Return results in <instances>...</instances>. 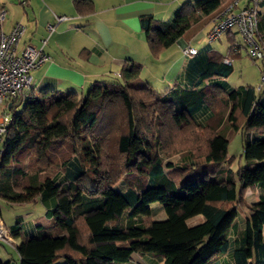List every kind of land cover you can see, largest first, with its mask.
Masks as SVG:
<instances>
[{
    "label": "trees",
    "instance_id": "16d2710c",
    "mask_svg": "<svg viewBox=\"0 0 264 264\" xmlns=\"http://www.w3.org/2000/svg\"><path fill=\"white\" fill-rule=\"evenodd\" d=\"M227 2H189L171 23L142 17L151 56L159 58ZM256 37L264 43V13ZM235 41L228 56L197 53L188 87L163 94L143 80L142 65L128 61L117 78L95 82L83 95L32 89L12 102L0 145V201L30 205L46 196L50 222H40L33 237L20 223L8 228L21 239L13 245L21 264H133L134 255L214 264L229 252L233 264H264V96L225 81L241 52L234 53ZM230 131L242 132L246 164L237 170ZM177 155L179 163L166 164ZM255 188L260 198L242 229L239 214ZM157 203L166 220H152ZM198 216L203 221L190 226Z\"/></svg>",
    "mask_w": 264,
    "mask_h": 264
},
{
    "label": "crops",
    "instance_id": "0c3cea01",
    "mask_svg": "<svg viewBox=\"0 0 264 264\" xmlns=\"http://www.w3.org/2000/svg\"><path fill=\"white\" fill-rule=\"evenodd\" d=\"M194 1L79 0L81 5L77 7L75 0H0V10L6 13L5 20L0 21V33L8 34L15 24L21 23L25 25L26 33L19 44L18 52H22L27 45H33L43 47L44 53L50 57L48 62L32 73L33 91L37 95L47 91L83 95L95 82H107L117 78L128 61L142 65L143 80L163 94L177 84L188 87L186 71L195 56H184L185 47L195 48L198 55L217 52L211 44L202 48L196 46V43H200L208 35L212 20L207 16L194 24L180 40L159 58L154 59L141 28V18L151 16L158 21L171 23L185 4ZM61 16L68 17L69 20L57 25L56 17ZM49 25H56V30L50 32ZM225 35L231 44L234 38ZM243 51L232 58L233 62ZM231 133L232 131L228 136ZM233 165L231 167L234 170ZM260 192L258 188L246 192V205L239 214L240 228L243 229L251 206L259 201ZM46 201L47 197L43 196L42 202L37 203L43 206L40 213L28 221L16 216L8 228L20 223L25 237L37 236L40 222L46 221L49 227ZM31 205L36 206H26ZM5 206L8 207L6 204ZM0 207L3 220V207ZM14 242L17 247L21 239H14ZM0 250V258L4 262L21 264L16 248L0 244ZM214 264H233L231 253L218 258Z\"/></svg>",
    "mask_w": 264,
    "mask_h": 264
},
{
    "label": "built area",
    "instance_id": "2783aa9c",
    "mask_svg": "<svg viewBox=\"0 0 264 264\" xmlns=\"http://www.w3.org/2000/svg\"><path fill=\"white\" fill-rule=\"evenodd\" d=\"M262 13L264 0H228L212 16V28L207 35L210 43L220 40L222 35H231L236 39L232 48L234 53L244 50L249 58L260 62V82L256 88L259 93L264 90V43L258 40L256 34ZM5 17V11L0 10V21H4ZM68 20L65 16L56 17L57 25ZM56 28V25L48 26L50 32ZM25 33L26 27L21 23L15 24L8 34L0 33V145L12 121L9 105L15 99L25 100L28 97L33 89L32 73L50 60L43 47L27 45L22 52H18ZM183 52L184 56H195L198 53L193 47H185ZM225 63L230 64L231 60L226 58ZM14 243L0 218V244L12 247Z\"/></svg>",
    "mask_w": 264,
    "mask_h": 264
},
{
    "label": "rangeland",
    "instance_id": "374dc122",
    "mask_svg": "<svg viewBox=\"0 0 264 264\" xmlns=\"http://www.w3.org/2000/svg\"><path fill=\"white\" fill-rule=\"evenodd\" d=\"M206 34V33H205ZM207 35V34H206ZM203 38L200 43H196V46L198 48H202L203 46L211 44V46L223 56H226L229 49H230V43L227 39L226 35L221 36V42L220 40L214 41L212 43H209L207 41V36ZM238 40L241 42V39L238 37ZM243 51V50H242ZM260 73H261V64L258 61H253L251 58L247 56L245 51H243L240 55V57L234 59L233 62V72L232 74L225 79L226 82H228L231 86H234L236 88L238 87H254L255 89L258 87L260 82ZM260 95L264 96V90L260 93ZM228 139L230 140L228 154L229 156L234 159V170H237L239 166H242L245 164V159L242 156V132H232L231 135L228 136ZM181 161L180 156H174L170 158L169 160H166L167 163H179ZM165 171L168 172L169 169L165 168ZM120 189H125V186L123 184H120ZM0 206H2V210L4 212V218L3 222L5 227L8 229V225L12 224L14 221V218L16 216L23 217L24 220L28 221L31 217H34L38 213H40L43 210V206L41 204H36V206H8L6 207L2 201H0ZM152 220L153 221H162L166 220L167 216L160 204H152ZM11 220V221H10ZM203 221V218L201 216H198L196 218H193L190 220L189 225L193 226L196 224H199ZM240 218L238 220V224L240 225ZM12 222V223H11ZM245 228V223L243 225ZM1 252V250H0ZM133 264H161L160 260H150V257H141L139 255L133 256Z\"/></svg>",
    "mask_w": 264,
    "mask_h": 264
},
{
    "label": "water",
    "instance_id": "95a60500",
    "mask_svg": "<svg viewBox=\"0 0 264 264\" xmlns=\"http://www.w3.org/2000/svg\"><path fill=\"white\" fill-rule=\"evenodd\" d=\"M11 107H12V105L10 104V105H9V109H10ZM12 264H14V263H12Z\"/></svg>",
    "mask_w": 264,
    "mask_h": 264
}]
</instances>
